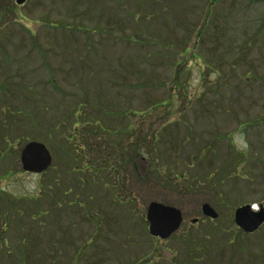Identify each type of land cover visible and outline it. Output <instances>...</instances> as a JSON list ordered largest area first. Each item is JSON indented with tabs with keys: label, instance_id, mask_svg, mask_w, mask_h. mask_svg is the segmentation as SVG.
I'll list each match as a JSON object with an SVG mask.
<instances>
[{
	"label": "rangeland",
	"instance_id": "rangeland-1",
	"mask_svg": "<svg viewBox=\"0 0 264 264\" xmlns=\"http://www.w3.org/2000/svg\"><path fill=\"white\" fill-rule=\"evenodd\" d=\"M100 137L142 142L173 183L152 172L133 199L108 152L102 176L76 171ZM32 140L43 174L22 169ZM153 196L185 218L166 240ZM246 203L264 206V0H0V264H264V224L233 221Z\"/></svg>",
	"mask_w": 264,
	"mask_h": 264
},
{
	"label": "water",
	"instance_id": "water-1",
	"mask_svg": "<svg viewBox=\"0 0 264 264\" xmlns=\"http://www.w3.org/2000/svg\"><path fill=\"white\" fill-rule=\"evenodd\" d=\"M25 0H17L23 3ZM52 153L47 145L40 141L27 142L21 151L22 168L26 171L40 173L49 168L52 163ZM204 215L216 218L218 213L209 204L202 205ZM146 218L149 222L151 235L163 239L169 238L177 231L183 221L179 208L159 201H151L147 207ZM234 220L245 232L256 231L264 223V207L253 210L250 204L235 209Z\"/></svg>",
	"mask_w": 264,
	"mask_h": 264
},
{
	"label": "flooded vegetation",
	"instance_id": "flooded-vegetation-1",
	"mask_svg": "<svg viewBox=\"0 0 264 264\" xmlns=\"http://www.w3.org/2000/svg\"><path fill=\"white\" fill-rule=\"evenodd\" d=\"M107 144H104L102 138L100 137V141L97 142L99 151H100V156L101 157H96L94 159H90L89 161H86V163H84V166H86V168L88 167H94V169L96 168V170H94L95 174H100L103 170H105V167L108 168V166L105 165L104 163V152H108L110 155H114L111 151L113 149L115 154H122V158H120V156L118 155L117 158H114V156H110L111 157V163L113 165L114 162H116V167H118V171H119V175L124 176L127 173V176L130 177H134V173H135V146H134V141L132 139H127L128 143H124V141H122L117 148L112 147V149L110 148V144H113V142H110V139L107 140ZM96 145V146H97ZM80 155V154H79ZM106 158H109L108 155ZM127 157V159H124V157ZM105 158V159H106ZM114 166V165H113Z\"/></svg>",
	"mask_w": 264,
	"mask_h": 264
},
{
	"label": "trees",
	"instance_id": "trees-1",
	"mask_svg": "<svg viewBox=\"0 0 264 264\" xmlns=\"http://www.w3.org/2000/svg\"><path fill=\"white\" fill-rule=\"evenodd\" d=\"M143 146H145V145L142 144V142H140V141H138L136 143V146H135V163H134V166H135V169L138 167V165H137L138 163H136V158L137 159H140V161L141 162H144L145 166L147 167L146 168L147 169L146 172L147 173H150V174L149 175H146V176H141L140 174H137V171H135V178H136V181H138V182L135 183V193L133 194L134 199H135V195L136 194L142 193V191H144V190L146 191V189H149L150 190V186L149 187H147V186L150 184L149 180L151 179L152 172L158 173V175H157V178H158L157 181H158V183H160V184L163 183V182H168V183H171L172 182L173 183V181H171L170 177L167 176L168 174L163 175L162 172H160L161 171L160 168L158 169L154 165L152 166L153 162H148L146 164L147 161L144 159L146 157L144 155H142V153H141V149L143 148ZM144 180H145V182H144ZM144 186H145V188H144ZM151 199L152 200L164 201V200H161L160 198H157L155 196H153V198H151ZM165 202L166 203H169L167 201H165Z\"/></svg>",
	"mask_w": 264,
	"mask_h": 264
},
{
	"label": "bare ground",
	"instance_id": "bare-ground-1",
	"mask_svg": "<svg viewBox=\"0 0 264 264\" xmlns=\"http://www.w3.org/2000/svg\"><path fill=\"white\" fill-rule=\"evenodd\" d=\"M253 207L255 208L256 206L254 205Z\"/></svg>",
	"mask_w": 264,
	"mask_h": 264
}]
</instances>
